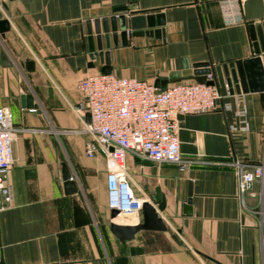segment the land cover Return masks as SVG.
<instances>
[{
    "label": "crops",
    "instance_id": "1",
    "mask_svg": "<svg viewBox=\"0 0 264 264\" xmlns=\"http://www.w3.org/2000/svg\"><path fill=\"white\" fill-rule=\"evenodd\" d=\"M159 15L163 27L135 36L128 25L127 43H112L111 74L165 88L197 82L199 64L223 71L255 56L244 14L228 25L221 0H0V22L9 26L0 32V108L18 130L13 204L0 212V264H264V184L241 204L230 165L264 163V92L231 94L223 82L215 110L178 118L181 155L193 163L187 171L127 156L137 193L154 206L157 190L164 196L167 231L140 230L131 240L111 231L113 221L136 226L143 215L111 218L106 163L82 153L88 114L78 111L85 100L78 85L104 66L91 58L89 31L95 39L96 22L113 16ZM23 96L37 109L24 107ZM241 104L249 130L232 131ZM63 164L77 193L66 192Z\"/></svg>",
    "mask_w": 264,
    "mask_h": 264
},
{
    "label": "built area",
    "instance_id": "2",
    "mask_svg": "<svg viewBox=\"0 0 264 264\" xmlns=\"http://www.w3.org/2000/svg\"><path fill=\"white\" fill-rule=\"evenodd\" d=\"M245 1L221 0L228 25L244 22ZM207 80L214 81V77L210 75ZM78 88L85 98L78 111L90 116L83 132L94 142L86 154L90 158L98 154L107 158L108 206L124 216L141 213L143 203L148 201L147 196L139 195L134 187L127 170V156L156 164L172 163L181 171H187L193 163L181 155L178 118L213 111L222 98L217 85L193 82L157 88L145 80L101 72L88 74ZM222 109L229 112L232 106L224 105ZM247 114V106L241 104L236 113L240 125L232 131L249 130ZM17 131L11 111L0 108V212L13 204L10 170ZM230 165L236 172L237 198L243 204L256 182L264 184V163L246 164L234 160Z\"/></svg>",
    "mask_w": 264,
    "mask_h": 264
},
{
    "label": "water",
    "instance_id": "3",
    "mask_svg": "<svg viewBox=\"0 0 264 264\" xmlns=\"http://www.w3.org/2000/svg\"><path fill=\"white\" fill-rule=\"evenodd\" d=\"M117 11L125 10L120 9ZM243 14L248 23L250 39L253 43L255 56L248 60L232 63L229 66L225 65L223 71L217 68H211L210 64H199L196 66L198 68L196 71L197 82L206 83L211 86L223 82L225 83V86L228 87L231 94H234L235 92H264V1L246 0L243 3ZM128 25L131 30L135 31L133 35H143L144 32L142 31L146 28H153L155 26L163 27L165 25V18L163 15L147 17L134 16L129 19L125 16H113L110 19H103L102 26H100L99 22H96V37L95 39L93 38L90 30L89 45L92 53V60H95L96 56H99L101 63L104 64L101 73L106 75L111 74L110 50L112 48V43L117 46L119 37L124 45L127 43V38L129 36L127 30ZM8 29V23L6 21H1L0 32L4 35ZM118 31H120V34ZM160 33L162 32L157 30L155 34L159 35ZM146 34L151 35V32H146ZM207 75L214 76V81L207 80ZM155 86L157 88L161 87L159 82H157ZM22 101L24 107L37 109L31 96H23ZM89 122L90 116L88 114L87 123ZM63 179L65 181L67 194L78 192V187L73 181L66 164H63ZM155 202L157 203V206H154L149 201L143 203V223L141 224L136 226H126L113 221L111 224V231L113 234L120 240H131L140 230L159 232L167 231V227L159 215V212L163 211L166 205L165 198L160 190H157L156 192ZM118 216V211L111 210V218L113 220ZM173 239L176 242H179L176 236H173Z\"/></svg>",
    "mask_w": 264,
    "mask_h": 264
},
{
    "label": "rangeland",
    "instance_id": "4",
    "mask_svg": "<svg viewBox=\"0 0 264 264\" xmlns=\"http://www.w3.org/2000/svg\"><path fill=\"white\" fill-rule=\"evenodd\" d=\"M93 139H92V137L91 136H89V135H86V137H85V142H84V144H85V152L83 151L82 153H83V156L84 157H86L87 156V154H86V150L91 146V145H93ZM65 148V146L63 145V149ZM63 151H65V150H63ZM76 156V155H75ZM96 157H100V158H102L103 159V161L106 163V168H107V170H108V161H107V158H105L103 155H100V154H98ZM95 158V157H94Z\"/></svg>",
    "mask_w": 264,
    "mask_h": 264
},
{
    "label": "bare ground",
    "instance_id": "5",
    "mask_svg": "<svg viewBox=\"0 0 264 264\" xmlns=\"http://www.w3.org/2000/svg\"><path fill=\"white\" fill-rule=\"evenodd\" d=\"M146 202V201H145ZM116 221L117 222H123V221H126V218L123 217L122 215H119L117 218H116Z\"/></svg>",
    "mask_w": 264,
    "mask_h": 264
}]
</instances>
